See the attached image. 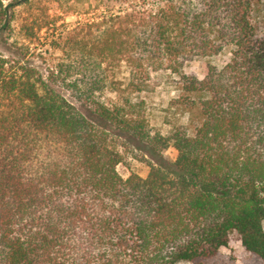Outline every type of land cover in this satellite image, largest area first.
Wrapping results in <instances>:
<instances>
[{
	"label": "trees",
	"instance_id": "obj_1",
	"mask_svg": "<svg viewBox=\"0 0 264 264\" xmlns=\"http://www.w3.org/2000/svg\"><path fill=\"white\" fill-rule=\"evenodd\" d=\"M30 1L0 0V264H213L236 242L264 264V0H118L51 36L16 26ZM157 86L189 123L151 124Z\"/></svg>",
	"mask_w": 264,
	"mask_h": 264
},
{
	"label": "rangeland",
	"instance_id": "obj_2",
	"mask_svg": "<svg viewBox=\"0 0 264 264\" xmlns=\"http://www.w3.org/2000/svg\"><path fill=\"white\" fill-rule=\"evenodd\" d=\"M117 1L118 0H31L28 4L19 6L16 9V26L20 27L25 22L35 27L40 23H49L51 29L48 35L51 36L56 29H59L57 32L64 30L66 25L85 19L95 18L101 12H106L108 9L112 10L117 6ZM152 1L154 0H149V3H152ZM44 30L40 35H45L43 33ZM47 48V45H39L38 51H41L43 56L34 58L36 64L43 68L47 65V61L51 62L59 55L58 51H54L53 54V51L50 49L53 56L49 57L45 52ZM202 65L200 61H195L188 65L187 70L200 73ZM125 70L126 68L123 67L121 71L118 70L116 73L118 72V76H123L126 73ZM110 74L111 77H113V71ZM113 88L114 86H109L106 92L108 101L118 99V93L115 92ZM143 95L149 104L148 113L150 122L155 128L167 132L176 123H189V114L179 110L176 111L169 105L171 99L178 95V90H176L175 86H157L154 91L144 92ZM165 154L170 159H175L177 152L173 148H169ZM118 169L124 177L130 174V170H136L141 176L147 177L150 166L146 161L128 156L126 162L119 165ZM212 263L261 264L258 258L246 254L244 248L237 242L231 244L229 247H223L218 256L212 260ZM177 264L192 263L189 261H180Z\"/></svg>",
	"mask_w": 264,
	"mask_h": 264
}]
</instances>
